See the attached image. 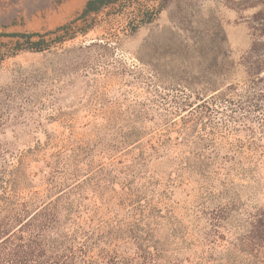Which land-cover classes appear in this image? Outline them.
Here are the masks:
<instances>
[{
  "label": "rangeland",
  "instance_id": "obj_1",
  "mask_svg": "<svg viewBox=\"0 0 264 264\" xmlns=\"http://www.w3.org/2000/svg\"><path fill=\"white\" fill-rule=\"evenodd\" d=\"M86 1L0 0V32L54 29L76 17ZM152 14L153 21L145 23ZM73 25L78 29L75 38L44 53L11 55L15 38L0 36V89L24 80L33 92L25 96L44 103L25 104V114L10 112L4 105L0 152L19 153L48 136L63 140L71 133L69 126L77 138L98 145L117 143L129 126L139 125L133 112L143 104L148 116L144 138L181 142L160 149L145 175L159 179L157 188L168 191L167 202L187 222L205 204L196 177L188 176L176 157L192 137L171 126L196 129L181 118L203 103L218 118H242L243 130L225 131L221 140H249L245 126L256 127L254 138H261L264 96H253L264 94V82L253 81L247 66L254 58H264V0H120ZM220 92L233 103L219 98ZM205 109L200 106L195 113ZM197 130L203 132L201 125ZM37 164L32 166L35 172ZM45 171L37 170L34 184ZM254 173L253 178L236 180L246 184L240 192L248 208L264 206V164Z\"/></svg>",
  "mask_w": 264,
  "mask_h": 264
},
{
  "label": "trees",
  "instance_id": "obj_2",
  "mask_svg": "<svg viewBox=\"0 0 264 264\" xmlns=\"http://www.w3.org/2000/svg\"><path fill=\"white\" fill-rule=\"evenodd\" d=\"M118 1L87 0L76 17L54 29L0 36L15 38L11 55L44 53L75 38L76 21ZM154 18L152 14L144 22ZM247 68L253 81L264 82L262 56ZM18 85L0 89V113L4 105L10 112L25 114V104L43 103L25 96L33 92L24 80ZM220 93L219 98L233 103ZM263 96L260 92L253 98ZM200 106H205L204 112L195 113ZM213 112L207 104H197L181 118L196 129L171 126L192 137L176 157L188 176L196 177L205 204L187 222L167 202L168 191L157 188L159 179L145 175L160 149L181 142L145 139L148 116L143 104L133 112L139 125L129 126L117 143L98 145L77 138L69 126L71 133L63 140L48 136L19 153L1 150L0 264H264V206L248 208L240 192L246 184L236 181L253 178L264 164V120L261 138H254L256 127L245 126L249 140H221L225 131L243 130L242 118L230 115L225 120ZM13 120L19 121L14 115ZM199 125L203 132H197ZM3 127L0 124V131ZM114 151L123 154L116 156ZM34 162L38 171L46 170L38 185Z\"/></svg>",
  "mask_w": 264,
  "mask_h": 264
}]
</instances>
